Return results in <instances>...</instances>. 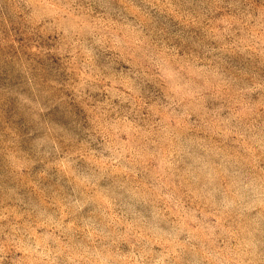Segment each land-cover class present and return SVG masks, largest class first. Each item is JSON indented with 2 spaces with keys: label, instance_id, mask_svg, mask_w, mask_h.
<instances>
[{
  "label": "rangeland",
  "instance_id": "374dc122",
  "mask_svg": "<svg viewBox=\"0 0 264 264\" xmlns=\"http://www.w3.org/2000/svg\"><path fill=\"white\" fill-rule=\"evenodd\" d=\"M0 264H264V0H0Z\"/></svg>",
  "mask_w": 264,
  "mask_h": 264
}]
</instances>
